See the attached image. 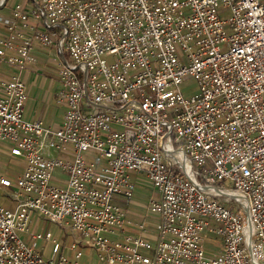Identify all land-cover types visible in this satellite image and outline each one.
<instances>
[{
    "label": "built area",
    "instance_id": "obj_1",
    "mask_svg": "<svg viewBox=\"0 0 264 264\" xmlns=\"http://www.w3.org/2000/svg\"><path fill=\"white\" fill-rule=\"evenodd\" d=\"M0 5V146L26 163L0 172V264H81L88 249L101 264H264V0ZM41 48L59 63V127L25 118ZM142 177L155 244L127 209ZM36 213L78 234L70 255L32 233Z\"/></svg>",
    "mask_w": 264,
    "mask_h": 264
},
{
    "label": "rangeland",
    "instance_id": "obj_2",
    "mask_svg": "<svg viewBox=\"0 0 264 264\" xmlns=\"http://www.w3.org/2000/svg\"><path fill=\"white\" fill-rule=\"evenodd\" d=\"M222 19L229 18V13L226 10L220 12ZM40 52L42 56L36 55L38 58L37 65L29 66L27 71L23 76L25 81L28 93L27 108L25 118L30 117L28 113L32 111V119H37L38 115L40 118H43L47 124L54 126L58 125L60 118L63 114V108L56 103V95L58 94L60 88V79H59V67L58 61L52 56L56 53L55 49L51 48H41ZM65 57L70 64H72L71 56L68 53H65ZM198 83L194 78H187L181 85V91L185 98L189 99L195 96L198 93ZM42 106L41 115L39 110H36ZM29 107V108H28ZM36 107V108H35ZM39 112V113H38ZM90 155H86V159H91ZM89 157V158H88ZM94 160V159H91ZM26 167L25 159L23 158H14L11 156L7 146H0V172L10 174L11 178H14L18 174H21ZM143 183H136V189L132 198V205L127 207L128 211H134L136 220L138 222L147 219V231L154 235L151 239L152 244L156 243L157 232L155 230L159 218L147 212V206L151 198L156 196V192L149 187V183L145 177H142ZM0 200H2L0 198ZM224 200V199H223ZM32 233H51L53 238L57 242L65 245V254L70 255L69 247L77 239V233H73L71 230H68L65 227L60 226L57 223L49 221L43 215L35 214L34 223L31 226ZM127 231L130 234H139L138 227L127 226ZM27 237V236H26ZM50 243V242H49ZM47 242L40 241L38 244V250L43 253L44 257L47 259L51 257V245ZM203 249L208 257H215L218 253V247L213 246L210 242L204 243ZM81 264H101L98 261V257L91 250H86L85 257L80 261Z\"/></svg>",
    "mask_w": 264,
    "mask_h": 264
},
{
    "label": "crops",
    "instance_id": "obj_3",
    "mask_svg": "<svg viewBox=\"0 0 264 264\" xmlns=\"http://www.w3.org/2000/svg\"><path fill=\"white\" fill-rule=\"evenodd\" d=\"M3 12L5 13V14H8V12H9V9L7 8V9H5V10H3ZM39 54H41V55H39ZM36 55H39V56H42V53L41 52H37L36 53ZM37 57V56H36ZM38 58V57H37ZM38 60H39V58H38ZM26 75V74H25ZM59 90H60V88H59ZM59 92V91H58ZM56 103H57V95H56ZM42 106H40L39 105V107L38 108H36V110H39L40 111V113L42 112V108H41ZM26 108H27V105L25 106V115H27V113H26ZM29 108V107H28ZM33 110H34V108H33ZM33 110H30V112L28 113V115L30 116V117H28V118H26L27 120H29V121H31V120H42L43 121V123L46 125V126H51L50 124L48 125L47 123L48 122H45L44 120H43V118H40L38 115H36L37 116V119H32L33 117H31V116H33L32 115V111ZM39 113V112H38ZM42 114H44V113H41V115ZM62 124V117L60 118V122L58 123V125H54L53 127H59L60 125ZM35 216V215H34ZM34 216H33V218H34ZM136 216L137 215H135L134 214V211H133V209L132 210H130L129 211V218L131 219V220H135V221H137L135 218H136ZM33 223H34V220H33ZM33 223H32V225H33ZM24 239H25V241L26 242H30V237L29 236H24Z\"/></svg>",
    "mask_w": 264,
    "mask_h": 264
},
{
    "label": "water",
    "instance_id": "obj_4",
    "mask_svg": "<svg viewBox=\"0 0 264 264\" xmlns=\"http://www.w3.org/2000/svg\"><path fill=\"white\" fill-rule=\"evenodd\" d=\"M3 6L0 5V9H2Z\"/></svg>",
    "mask_w": 264,
    "mask_h": 264
}]
</instances>
